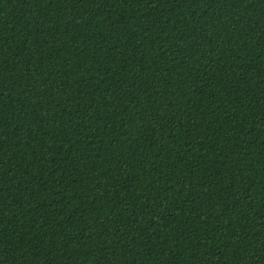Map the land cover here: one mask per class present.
<instances>
[{
  "label": "trees",
  "instance_id": "16d2710c",
  "mask_svg": "<svg viewBox=\"0 0 264 264\" xmlns=\"http://www.w3.org/2000/svg\"><path fill=\"white\" fill-rule=\"evenodd\" d=\"M0 264H264V0H0Z\"/></svg>",
  "mask_w": 264,
  "mask_h": 264
}]
</instances>
